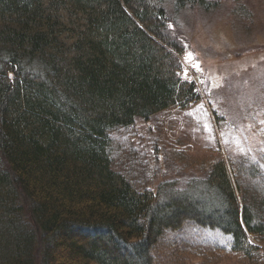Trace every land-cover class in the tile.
<instances>
[{
    "label": "trees",
    "instance_id": "trees-1",
    "mask_svg": "<svg viewBox=\"0 0 264 264\" xmlns=\"http://www.w3.org/2000/svg\"><path fill=\"white\" fill-rule=\"evenodd\" d=\"M170 3L219 6L0 0V264H156L165 233L194 226L264 264L262 192L227 159L185 189L138 190L113 169L112 130L202 99Z\"/></svg>",
    "mask_w": 264,
    "mask_h": 264
},
{
    "label": "rangeland",
    "instance_id": "rangeland-1",
    "mask_svg": "<svg viewBox=\"0 0 264 264\" xmlns=\"http://www.w3.org/2000/svg\"><path fill=\"white\" fill-rule=\"evenodd\" d=\"M210 1L219 4L210 13L189 8L174 15L168 5L170 29L185 49L183 77L197 84L202 99L112 130L113 169L138 190L164 183L185 189L206 178L204 164L223 157L243 188L253 186L264 198V0ZM230 245L218 230L186 227L167 231L153 256L156 264H249Z\"/></svg>",
    "mask_w": 264,
    "mask_h": 264
},
{
    "label": "snow or ice",
    "instance_id": "snow-or-ice-1",
    "mask_svg": "<svg viewBox=\"0 0 264 264\" xmlns=\"http://www.w3.org/2000/svg\"><path fill=\"white\" fill-rule=\"evenodd\" d=\"M186 59L189 60V61L192 60V59H193V57H192V53L189 52V53L187 54V56H186ZM192 67L196 68L197 70H200L198 64H193ZM184 75H185V77L187 78V69L184 70ZM201 83H203V81H201ZM200 107H202V105H200ZM261 123H264V121H261ZM235 143L239 146V144H240V140H239V138H236V139H235ZM239 151L241 152V154H244V153H245V149H244L243 147H240V148H239Z\"/></svg>",
    "mask_w": 264,
    "mask_h": 264
}]
</instances>
